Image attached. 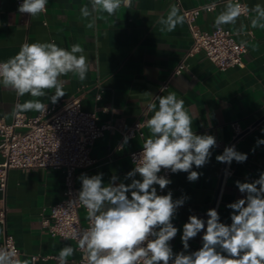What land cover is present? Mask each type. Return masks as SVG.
I'll list each match as a JSON object with an SVG mask.
<instances>
[{"label":"crops","instance_id":"0c3cea01","mask_svg":"<svg viewBox=\"0 0 264 264\" xmlns=\"http://www.w3.org/2000/svg\"><path fill=\"white\" fill-rule=\"evenodd\" d=\"M17 1L0 0V62L16 55L25 42L54 41L67 50L79 43L89 65L85 81L81 83L72 74L61 77L65 81V95L52 103L49 97L54 94L53 89L39 99L51 105L79 97L84 110L95 113L100 124L111 123L118 128L105 131L91 148L90 157L95 163L77 171V190L81 188V174L103 173L105 184L112 176L119 178L117 183H130L125 180L134 167L129 153L142 147L150 131L145 127L143 137L129 139L126 144L122 131L143 118L150 119L153 113L149 105L158 106V96L175 92L190 110L193 131L197 135H213L217 147L211 150L212 156L205 166H193L192 170L201 173L197 181L189 182L188 173L178 172L172 174L171 184L163 194L155 186L158 195L171 191L174 200L188 197L173 219L179 229L170 242L173 251L183 250V225L190 215L206 221L207 211L216 209L220 221L230 225L232 210L227 205L244 198L235 182H252L264 172V144L256 147L257 139H264V29L251 27L255 16L251 9L257 4L264 6V0H245L248 15H241L235 24L222 26L235 35L237 42L246 45L243 67L219 70L203 53H198L187 58L186 69L163 89L192 44L185 19L173 32L160 31L157 21L166 17L170 6L175 4L180 8L175 0H132L130 8L122 6L113 16L98 15L91 29L80 14V8L90 6V0H48L47 11L37 17L20 13ZM215 2L218 4L214 11H202L197 19L200 30L211 32L216 29L215 17L225 9L227 0H180V5L189 9ZM29 99L35 98L29 94L17 97L13 90L0 85V120L11 123L15 104ZM23 114L35 117L38 112ZM233 122L243 130L235 148L248 158L246 162L233 161L228 165L218 162L216 156L230 145ZM64 177L63 170L14 169L8 174L6 189L0 190V210L6 213L5 228L15 239L21 264L25 260L28 264H58L59 251L65 245L75 249L68 257V264H76L82 257L74 241L52 238L42 225L50 208L63 198ZM79 215L81 220H86L84 211ZM3 233L0 224V243ZM202 235L203 232L189 241V251L202 246Z\"/></svg>","mask_w":264,"mask_h":264},{"label":"clouds","instance_id":"9594fccd","mask_svg":"<svg viewBox=\"0 0 264 264\" xmlns=\"http://www.w3.org/2000/svg\"><path fill=\"white\" fill-rule=\"evenodd\" d=\"M47 4L48 0H23L18 11L37 17L46 12ZM122 6L130 8L132 0H90V6L80 8V14L91 29L98 15L113 16ZM246 11L238 0H227L213 26L222 30L223 25L235 24ZM251 11L255 13L251 27L264 29V6L257 4ZM184 19L180 8L173 4L157 23L161 32H173ZM88 71L87 57L79 43L67 50L54 41L25 42L16 55L0 62V85L13 90L17 97L29 94L35 98L16 103L15 114L45 113L47 105L39 98L48 96L47 90H55L49 97L55 103L65 95L61 77L72 74L83 83ZM157 100L158 106L149 105L153 114L145 122L150 135L142 151L133 154L134 167L125 176L130 183H117L119 178L112 176L105 184L103 173L79 177L81 188L69 205H82L90 224L86 230L74 232L72 238L86 252L87 264H264V172L252 182H235L244 198L227 205L232 210L230 225L220 221L216 209L207 211L206 221L190 215L183 225V250L174 253L170 242L179 229L173 219L188 197L174 200L171 191L158 195L155 186L163 190L171 184L170 179L159 174L162 170L185 172L189 182L197 181L201 173L192 170L193 166L201 168L209 162L217 141L213 135H197L193 131L190 110L175 92L158 96ZM128 140L126 136L124 143ZM261 144L264 139H257L256 147ZM247 158L234 145L216 156L218 162L228 165L233 161L246 162ZM201 232L202 246L189 251V241ZM74 252L72 246L65 245L59 251L58 264H68V257ZM0 264L21 262L15 251L0 249Z\"/></svg>","mask_w":264,"mask_h":264},{"label":"built area","instance_id":"2783aa9c","mask_svg":"<svg viewBox=\"0 0 264 264\" xmlns=\"http://www.w3.org/2000/svg\"><path fill=\"white\" fill-rule=\"evenodd\" d=\"M180 6L185 18L192 44L183 55L177 66L171 73L166 88L172 79L179 76L186 69V60L198 53H203L219 70L231 67H243V57L247 53V47L235 39V35L229 30H213L204 32L199 29L197 19L202 11L212 12L218 2L199 5L192 8H183L180 0H175ZM23 0L17 1V9ZM247 11L242 15H248L245 0H238ZM47 11V6H46ZM45 13V12H43ZM29 15L27 13H24ZM97 100L100 99L98 95ZM146 118L135 122L122 131V139L127 136L133 139L144 136ZM233 139L229 146H235V142L243 134V130L237 122L231 123ZM118 129L111 123L100 124L95 113L88 112L82 107L81 99L73 97L63 100L58 104L47 105L45 113H38L35 117H27L25 114H15L11 123L0 120V190L7 186L8 174L11 170L35 171L39 169L63 170L64 191L60 202L54 204L42 222L44 229L52 238L72 240L76 243L82 257L76 264H87L86 252L78 246L73 239L76 231H83L89 227L90 221L81 220L80 211L87 214L86 209L79 204L69 205V201L76 198V173L78 170L92 167L95 161L90 157V151L95 142L103 136L105 131ZM142 147L129 153V159L133 163V154H139ZM162 175L170 179L172 172L162 170ZM229 174V172H226ZM159 189V194H163ZM6 213L0 210V224L3 226V240L0 249L15 251L16 259L20 261V251L16 246L13 235L5 228Z\"/></svg>","mask_w":264,"mask_h":264}]
</instances>
